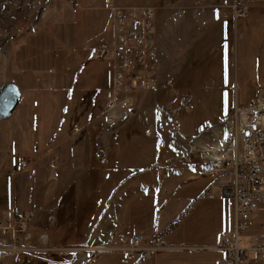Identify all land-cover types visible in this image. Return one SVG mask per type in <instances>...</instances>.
Returning a JSON list of instances; mask_svg holds the SVG:
<instances>
[{
    "label": "rangeland",
    "instance_id": "rangeland-1",
    "mask_svg": "<svg viewBox=\"0 0 264 264\" xmlns=\"http://www.w3.org/2000/svg\"><path fill=\"white\" fill-rule=\"evenodd\" d=\"M85 1L91 6L85 12L83 29L78 26L77 31V25L70 23L64 31L63 23H56L57 15L71 5L83 6ZM96 1L101 5L93 4ZM114 1L124 7L154 6L157 11L152 19L156 30L154 42H163L162 38L166 37L178 44L187 43V51H181L180 63L193 53L191 46L196 37L190 38L194 23L190 24L189 10L186 13L183 11L189 8L186 0ZM105 2L0 0V87L15 83L22 92L13 115L0 120L2 187L11 184L10 170L19 172L13 167V156L18 160L21 157L27 160L33 158L31 169L34 172L31 174L28 170L26 175L16 177L20 205H17L15 214L29 219L22 222L17 219L15 226L19 227V234L10 232L0 237V241L16 244L19 249L17 252L5 251L4 255L2 249L6 246L0 244V264H220L212 250L198 249H164L151 258H145L141 253L126 258L124 254L111 250L117 241L107 235L116 231L114 235L124 237L137 232L148 238L156 236L161 243L172 245L223 243L224 238L219 235L223 234L221 224L216 227L218 214L215 207L226 211L225 215L232 214V201L225 198L222 192L221 179L225 176L214 181L212 193L204 198L200 194L209 178L207 174L202 177L197 174L212 165L209 151L230 131L227 123H234L237 119L236 106L229 116H224L226 111H221L220 107L223 96H230V99L232 96L231 106H234L238 96L239 106H242L255 100L258 91L264 88V77L253 76V48L247 39L239 40V51L234 54L237 69H233V89L230 92H221L218 84H205L208 70L204 63L194 68V81L205 99L203 102L198 101L201 97L193 95L192 91L197 87L192 84L191 78L185 77L187 73L181 68L172 72V61L165 63L159 55L157 71L160 66L161 83L157 92L148 95L146 92L127 93L116 102L112 122L102 125L98 121L106 106L103 103L112 80V69L107 70L108 60L105 59L111 55L112 11L106 8ZM228 10L226 7L223 12ZM234 19L241 22L245 18ZM197 27L199 33L196 36H203L204 22L197 23L195 29ZM72 34L78 37L79 45H84L82 48H74ZM62 44L69 45V49L59 53L60 49L55 45ZM243 45L250 50L244 53ZM92 46L90 51L86 49ZM105 48L106 55H100ZM171 72L175 77L168 78ZM73 79L78 80L76 84ZM258 97V102L264 104V92ZM215 123L217 125L211 127ZM144 128L149 138H143ZM153 136H156L155 146L161 152L163 165L171 173L164 176V168L159 170L161 177L156 171L152 178L155 186L162 183L163 187V193H158V197L162 194L163 203L155 208L154 225L151 228L145 226L146 216L141 214V219L136 218L130 224L124 220V215L123 219L119 215L114 218L115 214H110V202L92 235L89 237L90 225L84 223L80 227L85 226L86 231L84 227V236L80 237L82 233L77 234V227L73 224L77 189L76 185L72 186V181L77 178L78 170L85 166L87 158L84 154L88 153V142H94L99 166L103 169L115 168V176L105 186L102 184L106 179L102 177L100 191L106 188L107 194L114 192L117 209L122 208L124 214L127 205L144 196L141 192H146V187L141 186L140 179H129L127 182L130 183L124 181L123 186L118 181L122 174L129 172V169H124L128 165L142 167L145 164L138 163L140 154L154 157ZM49 140H53L54 145H50ZM138 146L145 147L139 149ZM146 148L150 154L146 153ZM178 168L186 170L177 174L175 169ZM192 176L197 179L192 180ZM20 185L23 186L21 190ZM100 198L106 199L105 196ZM190 203H193L191 208ZM91 209L84 213L86 218L95 216L94 207ZM8 211H0L1 222ZM249 233H264V210L258 213L255 227ZM95 238L98 243L90 245ZM98 245L104 248L94 249ZM263 261L252 260L248 264H264Z\"/></svg>",
    "mask_w": 264,
    "mask_h": 264
},
{
    "label": "built area",
    "instance_id": "built-area-1",
    "mask_svg": "<svg viewBox=\"0 0 264 264\" xmlns=\"http://www.w3.org/2000/svg\"><path fill=\"white\" fill-rule=\"evenodd\" d=\"M105 5L112 11V88L100 119L109 123L115 116L113 109L116 102L127 93H144L153 88L158 52L154 47V6L124 7L118 6L114 0H106ZM232 11L234 18H246L249 12L247 0H233ZM106 51V48L102 49L100 55ZM258 100L245 106L236 105L237 119L234 123H227L230 131L218 143L226 145L224 157L214 159L218 144L214 145L208 155L212 165L204 168L203 173L197 174L202 177L205 174L209 176L222 173L220 176H225L221 179L223 196L231 199L234 204L232 236L220 246L205 247V250L225 254L220 264H248L252 260H264V233H249L255 227L258 213L264 210V120H256V112H259L262 104ZM19 163L22 168L28 167V161L24 157L19 159ZM181 170L183 169H177L176 173L180 174ZM213 185L214 181L201 196L211 194ZM16 221L22 222L23 219L14 217L9 222L0 221V237L10 232L19 234ZM0 244L6 246L2 250L8 252L19 250L16 244L9 245L4 241H0ZM113 246L112 251L124 254L126 258L137 253L151 258L165 249L156 236L148 238L137 233L120 237Z\"/></svg>",
    "mask_w": 264,
    "mask_h": 264
},
{
    "label": "trees",
    "instance_id": "trees-1",
    "mask_svg": "<svg viewBox=\"0 0 264 264\" xmlns=\"http://www.w3.org/2000/svg\"><path fill=\"white\" fill-rule=\"evenodd\" d=\"M95 3L99 4L100 2L96 1L93 4H95ZM101 3L103 4V0H101ZM99 5H101V4H99ZM89 6H91L90 3L85 1L83 6L71 5V7L65 8L61 12V15H57V17H56L57 22L56 23H63V30L64 31H65L64 27L70 23H75L77 25L76 26L77 31H78V26H80V29L82 30L83 26L86 23L85 12H86V10H88ZM110 26H111V21H110ZM158 29H159V27H158ZM217 32H220L218 34H223V32H226V31H222V32L217 31ZM210 34H211L210 31H208V29H206L204 31V36H199L200 38L195 39L193 41V44L191 46L193 53L190 54V57L187 60L183 61L182 63H180V61H181L180 60V54H181V51H183V52L187 51V49H186L187 43L178 44L177 41H175L174 39H170V38H166V37L162 38L163 42H160V41H158L157 43L154 42V47L158 52V56L162 55V61H163V59H165V63H168L169 60L172 61L170 63L171 67H172V72L174 70H176L177 68H181L180 70H183L184 73H187V75L185 77L186 78L189 77L193 80L192 84H194L197 87V89L193 90L192 93L195 96V98L201 97L198 100L199 102H203L205 99L203 100L204 97L201 95V90H200V88H198L197 84H195L194 68L196 67V69H197L199 64L203 61V59L205 57H208L209 54L211 57L219 56L218 54H216V53H218L219 48H217L215 53H213L215 47H213V37ZM86 36H88V35H86ZM77 38L78 37L76 35L72 34L71 43L76 45V46H74V48L76 50H78L79 48H82L84 46L82 44L79 45ZM222 41L225 42L226 45L231 46L232 40L229 39L227 36L224 35L222 37ZM55 46L60 49V50H58L59 53L65 51L66 49H69V45L65 46L64 44H62V45H55ZM71 46H73V45L71 44ZM229 46H227L224 49V56L225 57H228L230 55ZM92 48H93V46L89 47V48L87 47L86 49H88L90 51ZM52 53L55 54L56 52H52ZM105 55H106V53H105ZM105 55L102 59L105 58ZM105 59L108 60L107 70L109 71V69H112V59L111 58H105ZM109 63H110V66H109ZM86 68H87V66H86ZM86 68H85V70H86ZM168 69H170V65H169ZM215 70H216L217 78L220 79V76L224 73V69L223 68L213 69V71H215ZM217 70H220V72L218 73ZM172 72L167 75L168 78L175 77ZM226 72L229 73L230 75H232L233 68H231V67L226 68ZM160 74H161V67L159 66L154 86L152 89L146 91L147 95L150 92H152V93L157 92L158 87H159V83H161ZM73 81L76 84L78 80L73 79ZM106 85H107V82H106ZM218 85L221 86V89H219L221 92H225V91L230 92L232 90V87H233V85H229V84L219 83ZM111 88H112V80L110 81V85L108 86V91H107V95H106L107 98L103 104H105L109 101ZM69 95L71 96V92ZM231 100H232V96L230 99V96L226 97L225 95L223 96V99H221V104H220L221 111H224V112L226 111V113H224V116H229L231 114V112L233 111L234 107L231 106ZM208 110H211V109H208ZM208 110H206V111L208 112ZM192 114H190V115H192ZM197 114H198V116H200V114L198 112H197ZM201 115L202 116L205 115V112L202 113ZM98 123L105 125V123L102 122L101 120H99ZM204 124H206V123H204ZM211 125H212L211 127H214L217 124L215 123V124H211ZM124 127L128 128L127 126H124ZM203 127L204 126H202L201 129ZM211 127H209V128H211ZM132 128H133V126H132ZM206 129H208V128H206ZM206 129H203V130H206ZM147 137L149 138L150 136L146 132V128H144L143 129V138L145 139ZM153 137H155L154 144H153L154 157L148 158L146 155L142 156V154H140L137 157V161H138V163L145 162V164H144L145 166L143 165L142 167H132L131 165H128L124 169H129V172L126 174H122L121 180L118 181V182H122L121 185L123 186L124 185L123 182L124 181L127 182L129 179H131L132 181L135 179L142 180L141 186H144L147 188L146 192H141L144 196H140V198L138 200H134V202L127 205L126 210L124 212V220L128 221L130 224L131 222L136 220V218H139V215L141 214L142 217L146 216L144 223H145V226L149 225L150 228L154 225L153 219L157 213L155 208H158L157 204H158V192H159V188H158L159 185L155 186L152 183V178H153V175L156 173V171H157L158 176L161 177V175L159 174V170H161V169L165 170L164 168H166L163 165L164 163H163L161 152L155 146L156 136H153ZM51 142H53V140H49L50 145H51ZM88 143H89L88 153L84 154V156L87 158L85 161V166L82 169L78 170V172H80L82 174L80 176H78L77 178L73 179V181H72L73 182L72 186L74 187L76 185V189H77V194H76L77 202L75 203V219H74L73 224L76 225V227H77V234H78V232L82 233V236H80V237H83L84 232L86 231V227L85 226L80 227V225H82L84 223H86V226L90 225V228H91L90 234H89V237H90L92 235L93 231L99 226V224L101 222L100 219H101V216L104 215L105 208L109 205V203L112 201V199L115 200L114 198L116 197V195H114L115 194L114 192L112 194H107L106 188L104 191H100L101 183H102L101 182L102 177L104 176L106 179V181L102 184L103 186H105L110 182L111 177L115 176V168L113 167V168L103 169L102 166H99L97 157L94 153V151H95L94 142L89 141ZM144 147L145 146H138L139 149H142ZM146 153L150 154V150H148V148H146ZM178 169H180V168H178ZM182 169H185V168H182ZM175 170H177V169H175ZM148 171H150V173H148ZM220 175H222V173H219L218 175H209L208 176L209 181H208L205 189L202 192H204L206 190L207 186L210 183H212V181L219 179L221 177ZM127 183H130V182H127ZM125 189H126V187H125ZM98 196L99 197L105 196L106 199H101V198L99 199ZM200 196H201V194H200ZM93 203H94V205L92 206ZM192 205H193V203H190L189 207L191 208ZM93 207H94V210L96 212V214L94 216L95 218L94 217L93 218H90V217L86 218L84 213L88 212L89 208H92L91 209V211H92ZM145 211H146V214H145ZM14 217L23 219L25 221L26 220L28 221V219H29V218H24L23 215L17 216L16 214L14 215ZM139 219H141V218H139ZM92 220H93V223H92ZM84 227H85V230L83 232ZM121 233H122V231H121ZM134 233H137V232H134ZM120 237H121V235H118L115 237L117 242L120 239Z\"/></svg>",
    "mask_w": 264,
    "mask_h": 264
},
{
    "label": "crops",
    "instance_id": "crops-1",
    "mask_svg": "<svg viewBox=\"0 0 264 264\" xmlns=\"http://www.w3.org/2000/svg\"><path fill=\"white\" fill-rule=\"evenodd\" d=\"M247 2H248V7H249V12H248L249 15L247 18L243 19L240 22V20L235 21V19H234V15H233V11H232L233 0H232V2H231V0H204V1L186 0V3H187V5H189L188 6L189 8L185 9L183 11H185V13H186L187 10H189L188 16L190 18L189 19L190 24L193 25V23H194V27L191 26L193 29V32H192L190 38L194 37V36L196 37V39L200 38L199 36L198 37L196 36L199 33V28L197 27V29H195V27L197 26V23L202 24L204 22V24L206 25L205 30L208 29V31L211 32L210 35L213 37V47L219 48L218 53H217L219 56L211 57L209 54L208 57H205L203 59V61L201 62V63H204V67L207 68V70H208L207 75H206V79H205V84H219V83H221V84L232 85L231 84L232 75H230L229 73L226 72V68L231 67L233 69L234 68L237 69L234 54H235V52L239 51V40L240 39H242L243 41L245 39H247L253 48V51L251 52V63H252L253 70H255V71H253V76L255 78L258 77L260 79H263V77H264V59H263L264 58V0H247ZM226 7L229 10L224 13L223 9ZM160 12L161 11L158 12V15ZM162 30L163 29L161 28V31ZM216 30L221 31V32L222 31H226V32H223V34H218V32ZM224 35L232 40L231 46L226 45V43L222 41V37ZM227 46H229V48H230V55L228 57H225L224 56V49ZM246 50L249 51L250 47H247L245 49L244 45H243L242 51L245 53ZM217 68H223L224 69V73L220 76V79L217 78L216 73L213 71V69H217ZM237 72H238V70H237ZM232 89H233V87H232ZM216 91H219V90H216ZM261 92H264V88H262L258 91L255 100H251L250 103L257 101L259 99L258 95ZM237 97L238 96L235 97V100H234L235 104L233 107L240 104ZM257 97H258V99H257ZM250 103H246L243 105H248ZM51 145H54V143L51 142ZM0 151H1V148H0ZM29 158L31 161L28 159V167L22 168L20 166L19 160L16 159L14 156L12 157L13 167H15L17 169V171H19V172L16 173L15 170H10L11 171V173H10L11 174L10 175L11 176L10 177L11 184L5 188L2 187V180H3L2 175H3V173L0 170V211H2L4 213L5 211H8L11 209L10 214H8L9 211L7 212V214L9 216L8 215L5 216V214L2 216V217L5 216L4 221L12 220L14 218L15 212L17 211L16 210L17 205H20L19 201H18V195H17L18 187L16 186V177L26 175L25 172L28 170H29V173L31 172V174H34V172L32 173V169H31L33 158H31V157H29ZM98 158H100V157H98ZM36 162H37V160L35 159L34 163H36ZM23 169H25V170H23ZM163 172H166V175H164V176H169L171 174L168 169H166V171H163ZM77 173L78 174L76 177H78L82 174L80 172H77ZM28 176H29V174H28ZM161 184H159L158 188H159V192L163 193V187ZM21 189H23V186L21 187V185H20V190ZM162 198L163 197L161 194L158 197V204L163 203ZM3 200L5 201L4 204H2ZM116 205H117L116 201L112 200L111 205H110V209H111L110 214H112V215L115 214L114 218L119 215V217L121 219H123L122 218L124 215L123 209L122 208L117 209ZM121 207H122V204H121ZM231 208H232V214L231 215L230 214L225 215L226 211L224 212L222 208L219 210L217 207H215V212L218 214L216 227H218L221 224L220 225V231L223 234H219V235H221V237L224 238L222 244H224L232 235L233 226H234V211H233L234 204H233V201H232ZM32 211L36 212L35 210H32ZM220 214L222 215V218L220 217ZM7 218L9 220H6ZM109 218L112 219V217H109ZM225 218H226L227 222H226ZM120 224L118 225V228H119ZM101 231H103V230H101ZM214 231H215V229H214ZM115 233H116V231H113L112 234H110V233L108 234V232H107V234H108L107 237L114 240L116 237V235H114ZM96 241H97L96 238L93 239V241L90 242V245L91 244L94 245V243H98ZM222 244L205 243V244H192V245H172V244L166 243L164 246H165V249H167V250L168 249H171V250L172 249L205 250L206 246H210V247L211 246H220ZM212 252L216 253L215 255H216V258H218L219 262L225 256V254L223 252H218L215 250H212ZM94 256H96V255H94ZM255 261H259V260H255Z\"/></svg>",
    "mask_w": 264,
    "mask_h": 264
},
{
    "label": "water",
    "instance_id": "water-1",
    "mask_svg": "<svg viewBox=\"0 0 264 264\" xmlns=\"http://www.w3.org/2000/svg\"><path fill=\"white\" fill-rule=\"evenodd\" d=\"M21 89L15 83H6L0 87V120L10 118L21 99Z\"/></svg>",
    "mask_w": 264,
    "mask_h": 264
},
{
    "label": "bare ground",
    "instance_id": "bare-ground-1",
    "mask_svg": "<svg viewBox=\"0 0 264 264\" xmlns=\"http://www.w3.org/2000/svg\"><path fill=\"white\" fill-rule=\"evenodd\" d=\"M158 17V16H157ZM256 120H264V104H260L259 106V112H256ZM220 144V143H219ZM217 145V148L215 149V160L221 159L224 157V153H226V145ZM192 180H195L197 178L192 177ZM102 249L104 248L103 245L95 246L94 249ZM3 254L5 255V250H2Z\"/></svg>",
    "mask_w": 264,
    "mask_h": 264
},
{
    "label": "flooded vegetation",
    "instance_id": "flooded-vegetation-1",
    "mask_svg": "<svg viewBox=\"0 0 264 264\" xmlns=\"http://www.w3.org/2000/svg\"><path fill=\"white\" fill-rule=\"evenodd\" d=\"M11 221V220H10ZM6 222H9V221H6Z\"/></svg>",
    "mask_w": 264,
    "mask_h": 264
}]
</instances>
